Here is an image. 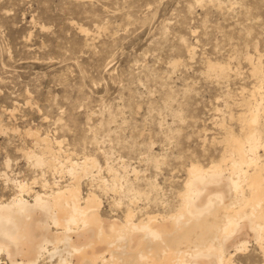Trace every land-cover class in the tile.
<instances>
[{"label": "rangeland", "instance_id": "374dc122", "mask_svg": "<svg viewBox=\"0 0 264 264\" xmlns=\"http://www.w3.org/2000/svg\"><path fill=\"white\" fill-rule=\"evenodd\" d=\"M209 62L229 69L207 72ZM259 86L264 0H0V172L37 180L35 191L43 178L70 183L57 162L36 167L19 151L39 152L26 135L38 132L62 164L98 161L100 178L92 172L80 189L97 194L108 219L131 201L136 218L173 209L187 165L218 160L225 133L239 135L238 116L252 101L263 104L264 134ZM107 167L121 180L105 193ZM13 194L0 177V200ZM230 252L234 264H264L254 242ZM44 258L39 264H56Z\"/></svg>", "mask_w": 264, "mask_h": 264}, {"label": "bare ground", "instance_id": "6f19581e", "mask_svg": "<svg viewBox=\"0 0 264 264\" xmlns=\"http://www.w3.org/2000/svg\"><path fill=\"white\" fill-rule=\"evenodd\" d=\"M226 69L207 64V72ZM261 69L259 62L252 66L254 72ZM256 90H262L257 94L264 101V87ZM252 102L238 116L239 135L225 133L218 160L206 166L187 165L177 205L169 212H147L138 218L132 201L120 218L103 217L97 194L82 195L80 189L83 177L94 171L93 177H99L98 161L67 158L64 166L46 136L27 130L41 150L20 149L23 157L36 167L54 169L57 162L66 169L70 183L50 185L43 178L42 190L35 191L37 180L27 184L0 172L5 185L14 188L13 195L0 200V264H39L44 257L56 264H234L230 250L244 251L250 242L264 257V154H259L264 134L257 127L263 104ZM54 144L59 147L61 141ZM4 165L8 168L9 160ZM107 171L113 173L111 184L102 180L101 189L114 192L121 177L111 167ZM126 192L131 200L141 195L135 189ZM121 201L113 199L114 205Z\"/></svg>", "mask_w": 264, "mask_h": 264}]
</instances>
